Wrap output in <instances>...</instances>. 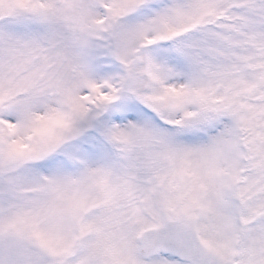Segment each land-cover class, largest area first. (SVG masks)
<instances>
[{
	"label": "snow or ice",
	"instance_id": "6c2138e0",
	"mask_svg": "<svg viewBox=\"0 0 264 264\" xmlns=\"http://www.w3.org/2000/svg\"><path fill=\"white\" fill-rule=\"evenodd\" d=\"M0 264H264V0H0Z\"/></svg>",
	"mask_w": 264,
	"mask_h": 264
}]
</instances>
